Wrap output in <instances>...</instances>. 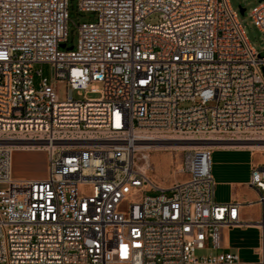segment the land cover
Returning a JSON list of instances; mask_svg holds the SVG:
<instances>
[{
	"label": "built area",
	"instance_id": "built-area-1",
	"mask_svg": "<svg viewBox=\"0 0 264 264\" xmlns=\"http://www.w3.org/2000/svg\"><path fill=\"white\" fill-rule=\"evenodd\" d=\"M78 8L97 18L67 49L68 0H0V264H264V164L251 176L263 207L252 262L226 246L224 230L243 222L238 203L215 200L212 173L214 148L264 144V55L238 11L230 0ZM250 16L264 32V0ZM169 140L201 145L183 157L186 178L161 187L138 152ZM16 149L47 151L48 174L14 176Z\"/></svg>",
	"mask_w": 264,
	"mask_h": 264
},
{
	"label": "rangeland",
	"instance_id": "rangeland-1",
	"mask_svg": "<svg viewBox=\"0 0 264 264\" xmlns=\"http://www.w3.org/2000/svg\"><path fill=\"white\" fill-rule=\"evenodd\" d=\"M79 0H68V33H67V47H76L78 43V25L83 22H93L96 20L97 16L93 12L81 11L78 8ZM260 0H230L232 7L238 11L240 20L244 27L247 38L250 43L255 47V49L264 55V32L259 30L255 26L253 19L250 16V12L254 6L259 4ZM245 8L244 14L240 13L239 7ZM159 13H153L146 18V22L150 24H158ZM43 69L46 74L50 75L51 69L49 65H43ZM77 97V94H75ZM88 97H95V94H88ZM173 141V140H169ZM168 142V141H160ZM159 143V142H158ZM146 149L141 150L140 155L145 153ZM152 156V164L147 168L150 178H154V175L161 180L166 187L169 186L176 177L180 174L182 167V161L187 149L180 150H165L157 149L152 147L149 150ZM172 153V154H170ZM249 152L241 155V157H247ZM264 156V150L259 152L257 158ZM172 157V161H171ZM140 163L143 164L144 159H140ZM49 158L48 152L43 149H16L13 152V175L16 177L25 178H44L48 174ZM156 192H151L150 194H155ZM231 237L232 245L241 246V256L243 259L252 261L257 260L258 255L256 254L257 248L260 245V231L259 229L246 228L243 231L232 229L228 232ZM208 251L199 250L197 251L198 256L206 255Z\"/></svg>",
	"mask_w": 264,
	"mask_h": 264
},
{
	"label": "crops",
	"instance_id": "crops-1",
	"mask_svg": "<svg viewBox=\"0 0 264 264\" xmlns=\"http://www.w3.org/2000/svg\"><path fill=\"white\" fill-rule=\"evenodd\" d=\"M26 150V149H22ZM249 152L247 157L241 155ZM255 149L247 147H217L212 151V173L216 181L215 200L218 203L236 202L239 204L240 226L226 228L224 240L228 250L236 252L242 261V247L233 246L228 232L232 229L243 231L246 228L258 229L255 225L263 215V207L259 202L260 190L251 184L252 170L264 164V156L260 158ZM13 166V160H12ZM25 178V177H22ZM186 175L180 173L176 180H184ZM257 254V253H256Z\"/></svg>",
	"mask_w": 264,
	"mask_h": 264
},
{
	"label": "bare ground",
	"instance_id": "bare-ground-1",
	"mask_svg": "<svg viewBox=\"0 0 264 264\" xmlns=\"http://www.w3.org/2000/svg\"><path fill=\"white\" fill-rule=\"evenodd\" d=\"M199 145H201V144L197 143V142H183V141H178V140H173V141H168V142H159V143L157 142L156 144H151V145H149L148 143H144L139 148L138 156L140 157V159H144V161H145L144 169L147 170L148 167H150L152 164H154L152 162V156L149 152V150L152 147L157 148V149H165V150H174V149L185 150V149H189V148L199 146ZM251 148L255 149V151L257 153H259L261 150H264V144H262V145H251L250 149ZM144 149H146V152L142 153L140 155L141 150H144ZM170 154H172V153H170ZM172 160L173 159L171 157V161ZM151 180H152V182L157 183L161 187H166V184L161 182V180H159L155 175H154V178H152Z\"/></svg>",
	"mask_w": 264,
	"mask_h": 264
},
{
	"label": "water",
	"instance_id": "water-1",
	"mask_svg": "<svg viewBox=\"0 0 264 264\" xmlns=\"http://www.w3.org/2000/svg\"><path fill=\"white\" fill-rule=\"evenodd\" d=\"M239 10H240L241 14H244V12H245V8L244 7L240 6ZM61 47L62 48H67V49H72L73 46L67 47V45L65 43H63V44H61Z\"/></svg>",
	"mask_w": 264,
	"mask_h": 264
}]
</instances>
